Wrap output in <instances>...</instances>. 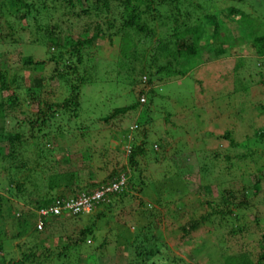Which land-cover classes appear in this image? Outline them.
Wrapping results in <instances>:
<instances>
[{
	"label": "rangeland",
	"instance_id": "obj_1",
	"mask_svg": "<svg viewBox=\"0 0 264 264\" xmlns=\"http://www.w3.org/2000/svg\"><path fill=\"white\" fill-rule=\"evenodd\" d=\"M187 2L214 14L219 33L231 37L230 47L221 37L210 43L211 24L202 20L199 51L186 73L156 75L151 83L146 82L147 72L156 65L143 68L145 72L138 69L155 57L171 20L164 27L157 22L149 25L154 28L151 38L137 36L134 58L140 61L123 56L121 36L112 35L110 29L91 44L81 45V63L76 64L75 57L68 56V41L78 38L90 20L64 13L78 12L84 5L46 0L47 9L33 12L34 22L31 15L21 20L18 13H0V71L8 85L0 95L4 101L11 92L18 98L13 108H6L2 131L21 136V144L0 141L4 210L0 264L22 261L26 254L36 258L23 259L21 264H138L147 242L124 239L143 230L161 233L167 242L169 250H161L159 261L153 258L156 264H224L225 257L238 253H245L251 264L256 262L264 232V55L256 54L250 38L238 29L235 22L240 15H229L226 7L248 15L259 34L264 31V0H183L181 10L192 7ZM168 10L163 8L162 13ZM195 14L200 17L202 12ZM191 18L188 22L194 23L195 17ZM54 24L57 48L43 41V29ZM53 53H62L58 65L48 59ZM27 56L39 64H23ZM69 65H75L76 71ZM77 76L87 78L77 90V106L48 110L47 105H61L71 98L69 82ZM141 94L144 103L112 115L115 109L137 102ZM36 119L38 125L31 126ZM225 132L237 146L222 138ZM140 142L144 154L130 167L128 145ZM122 166L132 177L130 194L111 207L49 217L42 230L34 231L31 225L26 235H16L11 216L19 210L33 211L35 200L56 193L47 189L51 174H72L70 181L79 190L107 180L112 170L121 172ZM141 203L151 207L152 216ZM207 214L195 230L182 234L180 226ZM88 226L92 232L78 240L77 250L70 247L67 254L57 255L63 244L74 241Z\"/></svg>",
	"mask_w": 264,
	"mask_h": 264
},
{
	"label": "trees",
	"instance_id": "obj_2",
	"mask_svg": "<svg viewBox=\"0 0 264 264\" xmlns=\"http://www.w3.org/2000/svg\"><path fill=\"white\" fill-rule=\"evenodd\" d=\"M46 0H0V13L4 12L6 14H16L18 13L19 18L21 20H24L25 18L29 17L30 15L33 17V22L36 20V15L34 13H39L41 9L45 10L47 9V6L45 5ZM51 3H54L56 1L63 3H68L71 7H75L76 5L81 6L84 5L85 7H82L80 11L76 12H66L64 15H70L71 17H80L83 15L85 19H89L90 22L85 23L84 27L80 30L79 37L76 39H71L68 41V56L75 57V63L80 64L81 63V57H80V47L82 44H91L93 39L99 36L107 35L106 33L111 29L112 35L114 36H121V51L124 52L123 56L127 58H131V60H138L135 57V54H137L136 49V42L135 39L137 36H142V38H151L154 36V28L150 27L149 25L154 24L153 22H157L159 27L162 25L164 27V22L166 21H172V26L168 30V34L165 35L162 40H159V43L157 44V51L155 57H150L148 60V63L143 66H140V69H138L140 72H145L142 69H153L154 66L155 70L153 72H147L146 82L151 83L153 78L156 75H163L164 77H170V76H182L186 73L190 62L197 56L199 44L201 37L203 36L204 30L203 26L201 24V21L204 20L211 24V34L209 35L210 43L212 41L218 39L221 37L224 44H227L228 47L230 45L228 42H231V37L226 35L225 33L220 34L219 33V24L215 19L214 14L211 12L205 13L204 9L201 7H198L199 5H193L191 3H188L192 7L188 10L186 9V6L183 7V10L180 8V4L183 3V0H48ZM185 1V0H184ZM235 2H240L241 0H231ZM37 4V5H36ZM34 8V9H33ZM163 8L168 10L170 9V13L166 14L162 13ZM198 10V11H197ZM169 11V10H168ZM202 12L200 17H197V12ZM226 11L229 15L233 13H238L240 15L239 19L235 22L238 29L241 31L242 34H245L244 37L247 39L250 38L251 45L256 48V54L258 55H264V31L262 33L256 34V31L253 28V22L249 18L248 15H246L244 12L236 9L233 6L226 7ZM34 12V13H33ZM194 16V23L188 22L191 17ZM201 18V19H200ZM150 24H147V23ZM35 25V24H34ZM71 26V25H69ZM152 26V25H151ZM102 27H105L104 29ZM40 25H36V29L39 30ZM55 29H58V25L54 24L49 27H45L43 30L45 32L46 37H43V41H46L49 46H53V48H57L58 42L56 41V35H55ZM88 31H91L90 35L86 37V34ZM63 48L65 47L63 44L60 45ZM139 46V45H138ZM218 49V48H217ZM221 53L223 54V49H221ZM66 53V52H65ZM62 55V53H59L55 55L54 53L48 57L49 61H52L55 65H58V57ZM62 59V57H60ZM160 58V59H159ZM22 63L25 65H38L39 62H35L31 57L27 56L22 58ZM161 61V62H160ZM159 62V64L157 63ZM44 62L41 61V65ZM68 69H71L72 71H76L75 65H69ZM6 75L4 72L0 71V92L3 90L8 89V85L6 84ZM60 76L61 79L64 77L58 74V77ZM87 80V78L84 79L82 76H77L74 79V83L69 82L70 88H71V98H67L61 105H47L48 110H52V107H57L60 109H65L68 106H77V90L79 89V85L84 83ZM66 82V80H64ZM11 98L3 100V98L0 95V141H8L10 144H13L14 142L21 144V136L18 132L15 133H4L3 127L1 125L2 123V117L4 116V113H6L7 109L13 108L17 101V96L14 94V92H11ZM32 94V93H31ZM142 95V94H141ZM144 96V95H143ZM139 104V100L132 104L129 107H123L119 109H115L112 115H115L117 113H125L129 109H135ZM45 113V112H43ZM45 120L43 119L40 123H43ZM32 122H37L38 120L30 121V125L32 126ZM36 124V123H35ZM137 127V125H136ZM135 127V128H136ZM132 130V129H131ZM222 138L229 139V133L225 132L222 135ZM126 141L130 142V139L126 136ZM229 144L233 147L237 146L235 143H233L231 140ZM143 142H140L139 146H129V149L127 150V157H128V163L129 166H135L137 165V161L139 156L144 154L143 149ZM155 149H156V145ZM214 156L215 153L213 154ZM237 158L241 159L240 155L237 156ZM112 170L110 174L108 175L107 180L100 182L98 184L92 185V188H85L80 189L74 187L70 181V177L72 174L70 173H61V174H51L48 177V183H47V189L49 191H52L53 189H56V193L51 197H42L33 203V211L30 210H19V213L17 216H11V219L14 223V225L17 226L18 232L17 236L26 235V231L30 228L31 225H33L34 231H40L44 227V220L49 218H41L38 216L37 211L41 208H46L48 205H50L54 199H67V198H73L77 196L80 192H89L99 184H104L108 181H111L112 179L118 177L120 174H124L126 176L125 185L124 187L117 193L111 194L107 197V201L97 204V206L93 209L96 211V209H99L100 207L106 208L111 207L115 204L116 200H121L122 196L125 194H130L127 192V189L130 190L132 184L131 180L132 177L126 172L128 170L127 167L122 166L120 170ZM129 175V176H128ZM60 180H63L64 183H59ZM20 185H16V189L20 190ZM231 194V193H230ZM111 196H113L111 198ZM120 202V201H118ZM144 205L143 203H141ZM156 205L158 202L155 203ZM154 204V205H155ZM145 208L149 207L147 204L144 205ZM227 208V206H226ZM151 213L152 209L146 208ZM92 210V211H93ZM229 210V209H228ZM227 210V211H228ZM217 213H223L222 211H216ZM215 212V213H216ZM231 213V210L228 211ZM4 210L1 209L0 206V217H3ZM141 215H146L142 214ZM153 212L151 213L152 216ZM180 215V214H179ZM209 214L206 216L200 215L199 218H194L188 222L187 225L180 226V230L182 234L186 235L190 231L195 230L199 225V220L206 221ZM40 218L42 221V227L41 229L36 228V222L33 221L34 217ZM77 216V215H75ZM57 218V217H56ZM48 220V219H47ZM155 221V220H154ZM33 223V224H32ZM241 229V228H240ZM237 230L238 232L240 231ZM32 230V229H31ZM92 232V229L90 226L84 227L80 229L79 231V237L76 238L74 241H70L69 244H63L61 247V250L57 254L58 256H62L66 253L68 248L74 247L77 250V244L78 240H82L83 237L86 235H90ZM133 236H128L124 240L128 242L129 238L132 239L130 242L135 243V239H139L140 241L143 240L145 243L147 242V245L145 246L146 250L142 252L143 258L140 259L141 262L138 264H156V261H159L161 250L167 252L169 250L166 240H163L161 238L162 234H155L150 233L148 234L143 230L142 232L135 233L132 232ZM131 234V233H128ZM161 235V236H160ZM0 236H4L3 234H0ZM93 237V236H92ZM3 238V237H2ZM0 237V251L3 250L2 245V239ZM158 238V239H156ZM167 238V237H166ZM149 240V241H147ZM160 243H159V241ZM139 241V242H140ZM162 241V242H161ZM259 241L263 243L262 245V251L259 253L258 258L256 259V262L254 264H261L262 261H264V232L261 233ZM159 243V244H158ZM136 245L134 248H136ZM159 245V246H158ZM67 254V253H66ZM48 255V254H47ZM35 254H26L23 256V259H34ZM47 257V256H46ZM138 257V256H137ZM3 256H0V263L3 262ZM153 258L156 259L153 260ZM19 260L16 261L13 264H21L23 262ZM153 261V262H152ZM224 264H251V261L249 257L245 253H238L237 255H229L223 259ZM155 262V263H154ZM128 264H131L128 263ZM253 264V263H252Z\"/></svg>",
	"mask_w": 264,
	"mask_h": 264
},
{
	"label": "built area",
	"instance_id": "obj_3",
	"mask_svg": "<svg viewBox=\"0 0 264 264\" xmlns=\"http://www.w3.org/2000/svg\"><path fill=\"white\" fill-rule=\"evenodd\" d=\"M144 97H139V102H144ZM126 177L120 174L118 177L104 184H99L89 192H80L77 196L67 199H54L46 208H41L37 214L41 218L75 216L82 213H90L99 203L107 201L111 194L119 192L125 185ZM42 221L39 218L36 222V228L41 229Z\"/></svg>",
	"mask_w": 264,
	"mask_h": 264
},
{
	"label": "clouds",
	"instance_id": "obj_4",
	"mask_svg": "<svg viewBox=\"0 0 264 264\" xmlns=\"http://www.w3.org/2000/svg\"><path fill=\"white\" fill-rule=\"evenodd\" d=\"M142 96V95H141ZM140 97V96H139ZM144 97V96H143ZM139 100V99H138ZM145 101V100H144ZM140 103V102H139ZM144 103V102H143ZM140 104H142V103H140ZM134 128H135V126H134Z\"/></svg>",
	"mask_w": 264,
	"mask_h": 264
}]
</instances>
